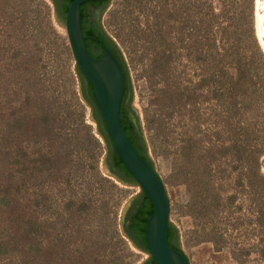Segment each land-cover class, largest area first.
Here are the masks:
<instances>
[{"label": "rangeland", "instance_id": "374dc122", "mask_svg": "<svg viewBox=\"0 0 264 264\" xmlns=\"http://www.w3.org/2000/svg\"><path fill=\"white\" fill-rule=\"evenodd\" d=\"M63 0H0V264H147L109 173ZM257 0H110L147 153L191 264H264V49ZM259 39H258V36Z\"/></svg>", "mask_w": 264, "mask_h": 264}, {"label": "water", "instance_id": "95a60500", "mask_svg": "<svg viewBox=\"0 0 264 264\" xmlns=\"http://www.w3.org/2000/svg\"><path fill=\"white\" fill-rule=\"evenodd\" d=\"M94 1L103 2L107 0H73L69 5L63 23L73 57L85 76L86 86L89 87L91 84L93 87L97 106L114 148L154 205V212L147 220L145 231L148 248L153 259L157 264H191L188 255L169 242L171 201L165 183L153 162L138 151L123 126L121 106L126 92L127 76L121 59L105 42H102L103 52L99 57L93 56L87 47L82 26L81 6L84 3ZM91 37L99 39L96 36ZM130 117L136 130L140 132L136 114L132 112ZM109 162V173H115L118 176V168L113 157H110ZM138 207L139 205L136 204L130 213H136ZM130 213L126 219L127 228L132 222Z\"/></svg>", "mask_w": 264, "mask_h": 264}, {"label": "trees", "instance_id": "16d2710c", "mask_svg": "<svg viewBox=\"0 0 264 264\" xmlns=\"http://www.w3.org/2000/svg\"><path fill=\"white\" fill-rule=\"evenodd\" d=\"M72 1L73 0H63V2H62V12H63L62 14H63L64 19L66 17V13L68 11L69 5ZM109 1L110 0L103 1V2H101V4H103V6H105ZM97 3H100V1H97ZM85 4L86 3L82 4V6H81L82 26H83V30H84V33L86 36L87 47H88L90 53L92 55H95L94 47L98 46L99 48H101V46H102L101 38H100V34H99L98 25L95 21H90L89 15L87 12V8L85 7ZM101 29H102V27H101ZM103 32H104V30H103ZM104 34L106 35L107 41H108V42H106V45L108 47H110L111 50H113V52L121 59V62L123 64V67H124V70H125L126 76H127L126 92H125V95L123 97L122 106H121V120H122L123 126H124L128 136H129V138L131 139L133 144L136 146L138 151L143 156L149 158L148 153H147L146 143H145V140H144V137L142 134V128L140 125V120H139L138 116H137V118H138L140 130H141L140 132H138L136 130L134 123L130 120L127 112L123 109V107L126 105L127 98H129V101L127 103L129 107H130V102L132 101L133 90H132V83H131L128 67L126 65V62L124 60V57H123L122 52L120 51L119 47L116 45V43L113 41V39L111 37H109L105 32H104ZM91 36H96L99 39H93ZM77 71H78L79 77L81 79L82 88H83V92L85 94V98L88 100L90 105L94 107L95 119L98 122L99 131H100L101 135L104 137V139L106 140L107 146L110 150V153H109L110 157H113V161H114L116 167L118 168L120 176L125 177L127 179H132V180L137 182V180L134 178V176L130 173V171L127 169V167L123 163L120 155L118 154L117 150L113 146V143L111 141V138H110L108 132L106 131L102 115L100 113V110L97 106V103H96V100L94 97L92 85L90 84L89 87L86 86L85 76L83 75V73L79 69L78 65H77ZM137 204L139 205L137 212L134 214L130 213L131 214V221H132L131 222L132 223L131 228L134 230L135 242L141 248L150 252V250L148 248V244H147L145 231H146L147 220H148L149 216L154 212V205H153L150 197L144 191H143L142 196L138 200ZM177 237H178L177 229L171 224L170 231H169V242L171 245L180 248L176 243ZM148 263L157 264L156 261L153 259V257L151 258V260Z\"/></svg>", "mask_w": 264, "mask_h": 264}, {"label": "flooded vegetation", "instance_id": "af4514ba", "mask_svg": "<svg viewBox=\"0 0 264 264\" xmlns=\"http://www.w3.org/2000/svg\"><path fill=\"white\" fill-rule=\"evenodd\" d=\"M85 7L87 8V12H88L90 21H95L97 23V25H98L99 34H100V38H101V44H102V42H105V44H106V42H108L107 41V37L104 34L103 30L101 29V26H100V24H99V22L97 20V16H96V13L103 7V4H101V2L97 3V1L87 2L85 4ZM94 49H95V55H93V56H95V57H99L102 54V52H103L102 46H101V48L96 46V47H94ZM128 101H129V98H127L126 105L123 107V109L127 112L129 118L131 119L130 114L132 113V111H131L130 107L127 104ZM117 173L119 174V171H117ZM131 224H130V226L128 228L127 227L126 228L128 230L129 235H131V237H134L135 236L134 235V230L131 228Z\"/></svg>", "mask_w": 264, "mask_h": 264}, {"label": "bare ground", "instance_id": "6f19581e", "mask_svg": "<svg viewBox=\"0 0 264 264\" xmlns=\"http://www.w3.org/2000/svg\"><path fill=\"white\" fill-rule=\"evenodd\" d=\"M256 5L258 33L264 47V0H257Z\"/></svg>", "mask_w": 264, "mask_h": 264}]
</instances>
